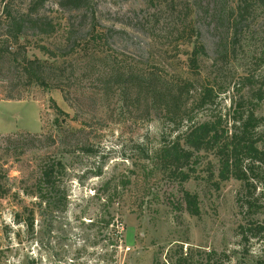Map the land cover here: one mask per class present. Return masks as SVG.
<instances>
[{"label":"rangeland","instance_id":"obj_1","mask_svg":"<svg viewBox=\"0 0 264 264\" xmlns=\"http://www.w3.org/2000/svg\"><path fill=\"white\" fill-rule=\"evenodd\" d=\"M30 1L0 0V44L6 4ZM39 15L53 33L30 32L0 58V264H264V162L246 183L220 178L216 148L191 150L183 167L158 155L195 122L230 127L231 102L255 112L264 140V0H46ZM25 54L45 62L44 86L29 82ZM135 77L164 97L184 87L187 106L205 86L217 96L173 125L165 100L123 83ZM53 159L65 197L47 207L36 182ZM30 210L33 230L15 222Z\"/></svg>","mask_w":264,"mask_h":264},{"label":"trees","instance_id":"obj_2","mask_svg":"<svg viewBox=\"0 0 264 264\" xmlns=\"http://www.w3.org/2000/svg\"><path fill=\"white\" fill-rule=\"evenodd\" d=\"M46 0H31L27 9L24 11L14 12L9 8L8 3L4 8V15L7 18V30L4 33L6 42L0 44V58L4 55L13 56V45L19 43L21 39L27 37L30 32L34 35H50L54 31V24L52 21H46L39 15L40 8L45 5ZM59 5L62 8L82 9L89 5V0H59ZM72 33L67 37L71 39ZM197 53V49L194 50ZM15 59H17L15 57ZM18 60V59H17ZM192 63L194 58L191 57ZM21 65L26 72L29 82L38 85H45V62L39 58L30 59L25 54L22 58ZM121 75H117L119 78ZM151 79V78H150ZM130 84L132 90L137 91V94L148 93L151 96V103H157L160 99L165 100L167 116L171 124L177 125L178 121L184 120L192 123L195 119L194 112L197 109H203L210 103L214 102L217 96L214 88L205 86L197 95L192 99L190 106L183 103L185 96L184 87L179 88L177 91L166 92V97L161 95L156 84L151 80L125 78L123 83ZM258 99L264 98V88H260L257 93ZM160 100V102H162ZM188 101V100H187ZM241 103L231 102L233 110L232 124L229 127L228 122H223L222 116L211 117V120L204 121L196 124V122L189 128L184 137V143L188 147L187 150L181 144L182 136H177L171 146H163L158 155L161 160L167 164L176 166H185L193 155L192 151L211 150L215 149L218 154L220 163V178L227 180L234 177L238 180L249 182V171L257 162H264V140L257 134V127L259 126L260 119L255 115V112L241 111ZM56 124L60 125L59 118L65 115V112L57 107ZM226 137V138H225ZM192 150V151H191ZM246 161L248 163H246ZM65 171V166L60 160L45 161L40 165V175L36 182L37 196L40 200L39 204L50 206H57L63 203L65 195L60 192V185L62 182V174ZM185 179H189V174L185 175ZM1 194V186H0ZM185 201L189 211L197 215L198 203L197 196L184 193ZM23 214H16V223L25 222L30 230L34 229L35 212L30 210L28 216L24 217ZM111 224V219L107 221V226Z\"/></svg>","mask_w":264,"mask_h":264}]
</instances>
